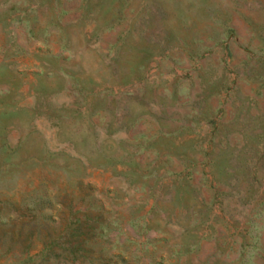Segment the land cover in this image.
<instances>
[{"label": "rangeland", "instance_id": "1", "mask_svg": "<svg viewBox=\"0 0 264 264\" xmlns=\"http://www.w3.org/2000/svg\"><path fill=\"white\" fill-rule=\"evenodd\" d=\"M0 264H264V0H0Z\"/></svg>", "mask_w": 264, "mask_h": 264}, {"label": "trees", "instance_id": "2", "mask_svg": "<svg viewBox=\"0 0 264 264\" xmlns=\"http://www.w3.org/2000/svg\"><path fill=\"white\" fill-rule=\"evenodd\" d=\"M85 235L81 233L80 227L75 228L73 233H71V241L69 243V247L67 248V254L72 255L73 259L75 257H84L83 255V242H84ZM46 245L50 248L49 250L53 249L54 245H58L55 239L49 240Z\"/></svg>", "mask_w": 264, "mask_h": 264}]
</instances>
